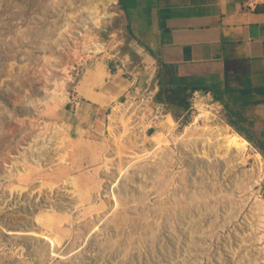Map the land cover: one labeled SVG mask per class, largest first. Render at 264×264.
<instances>
[{
  "label": "rangeland",
  "instance_id": "1",
  "mask_svg": "<svg viewBox=\"0 0 264 264\" xmlns=\"http://www.w3.org/2000/svg\"><path fill=\"white\" fill-rule=\"evenodd\" d=\"M116 1L106 7V0H0V198L17 185L29 195L67 202L45 206L53 210L49 219L25 230L59 241L56 256L34 236H9L0 256L18 254L23 264H264V244L255 247L257 262H251L249 246L257 236L246 205L264 200V156L258 158L251 144L245 163L233 151L226 170L216 160L211 166L207 158L184 154L187 132L226 153L204 123L191 125L196 101L207 99L216 124L234 133L226 106L201 93L187 109L159 101L158 71L144 60L147 52ZM123 3L127 7L129 0ZM96 63L120 71L133 86L93 123H83L76 87ZM229 187L238 191L228 194ZM228 195L230 203L217 199Z\"/></svg>",
  "mask_w": 264,
  "mask_h": 264
},
{
  "label": "crops",
  "instance_id": "2",
  "mask_svg": "<svg viewBox=\"0 0 264 264\" xmlns=\"http://www.w3.org/2000/svg\"><path fill=\"white\" fill-rule=\"evenodd\" d=\"M246 1L129 0L126 7L119 0L153 72L162 69L167 71V79L174 74L213 90L219 102L227 106V115L234 114L232 120L244 128L249 138L263 144L264 3L249 8ZM89 71L76 87L83 102L78 108L82 112L77 114H81L83 123H93L133 86L120 71L108 66L107 76L98 83L100 75ZM258 150L264 156V151Z\"/></svg>",
  "mask_w": 264,
  "mask_h": 264
},
{
  "label": "bare ground",
  "instance_id": "3",
  "mask_svg": "<svg viewBox=\"0 0 264 264\" xmlns=\"http://www.w3.org/2000/svg\"><path fill=\"white\" fill-rule=\"evenodd\" d=\"M107 2H105L106 3V7H111V6H113V5H116L117 4V1L116 0H106ZM110 16H111V14H110ZM94 23V22H93ZM94 25H95V23H94ZM87 27V26H86ZM66 30V29H65ZM64 30V31H65ZM88 30V29H87ZM86 30V31H87ZM84 32V31H83ZM65 33V32H64ZM78 33H80V32H78ZM81 34V33H80ZM62 37V36H61ZM100 52H102V51H99V53ZM97 64V65H96ZM94 66H95V68H94V70L92 69V71H94L95 72V74L96 75H100L99 76V79L97 80V83L98 82H100V81H102L103 80V78L104 77H106L107 76V72L105 71V66H103L102 64H100V63H96ZM93 66V67H94ZM96 66H97V68H96ZM195 107H196V109H197V115H196V117L194 118V121H193V123L191 124L192 126H195L196 125V123H198V122H202V123H204V125H205V130L207 131V134H209V132L212 130V132H210V134H216L217 136L215 137V139H213L214 141H216L217 139H222L223 140V142H224V144H225V147L227 148V150H226V153L225 154H223V155H219V153L217 152V150H216V147H215V145L214 144H206V142L205 141H203V140H205V138L204 137H202V138H199V140H196V138H197V136L196 135H192L191 136V134H188V132L186 133V136H188V137H190V138H188V137H186L188 140H187V143H186V145H188V147H187V150H185L184 152V154L185 155H188V156H190V155H195L196 157H198V158H203V159H208V163H212V165L211 166H214L213 165V162H212V160H216L217 161V163H223L224 165H225V167H226V170H228V169H230V168H232V165H231V163H230V157H232L233 156V154H232V152L234 151L235 152V159L236 158H238V159H240V161H239V163L240 164H243V163H245V161H246V159H247V157H248V152H249V150H250V144H249V142L244 138V137H242V136H240L239 134H236V133H232V132H230L229 131V127H226L225 128V130H223L222 128H221V126H219V125H217L216 124V122H215V117L212 115V113H211V110H213L212 108H211V106H208L207 105V99H203V100H197L196 101V105H195ZM116 109V108H115ZM77 123V122H76ZM74 124V123H73ZM81 125V124H80ZM80 128V127H79ZM220 128V129H219ZM81 129V128H80ZM188 131V130H187ZM83 133V132H82ZM82 133H81V131H79V133H78V131H77V134H80L79 136H82ZM217 137H219V138H217ZM217 138V139H216ZM52 138H48V139H46V140H51ZM189 139H194L195 141H196V143L195 144H193L194 142H191ZM191 142V143H190ZM45 147V146H44ZM44 147H42V148H44ZM206 147H208V148H206ZM58 148H60V146L58 147L57 146V149ZM23 149V148H22ZM38 149H39V147H36V148H33L32 149V151H34V152H38ZM213 156V157H212ZM257 157L258 158H261L260 157V155L258 154L257 155ZM186 158V157H185ZM30 160V162L31 163H34V164H36L37 162H36V160L33 158V157H31V158H29ZM23 161H24V159H22ZM202 161H204V160H202ZM61 162L62 163H66L67 164V161L65 160V157H62L61 158ZM15 165V164H14ZM4 166H7V164H4ZM21 166V165H20ZM16 167H17V165H16ZM218 170V169H217ZM223 170V169H222ZM18 171V174H19V176L20 177H24L25 176V174H23L22 172H27V171H25L23 168H22V166H21V168L19 169V170H17ZM124 171V170H123ZM229 172V171H228ZM205 173H206V171H205ZM223 173H225V171L223 172ZM224 177V176H223ZM187 178V177H186ZM214 178V177H213ZM12 180V179H11ZM68 181H69V186L71 187V188H77V186H76V182H75V178H73V177H69L68 179H67ZM193 180V179H192ZM70 182H71V184L72 185H70ZM117 182V181H116ZM199 183H201V182H199ZM186 184V183H185ZM194 185H196V184H194ZM194 185H193V187H194ZM214 185V184H213ZM234 185V184H233ZM114 187H115V185H113ZM112 186V187H113ZM187 186V185H186ZM228 186V185H227ZM48 189H49V191L50 192H54V185H52V184H49V185H47L46 186ZM237 187V186H236ZM236 187H234L235 189H232L231 187H229V193L228 194H230V193H236L238 190H236ZM251 187H253V186H251V185H248L247 187H246V189L249 191V189L251 188ZM70 188V189H71ZM111 188V187H110ZM200 188V187H199ZM198 188V189H199ZM204 188V187H203ZM214 188V187H213ZM239 187H237V189H238ZM113 189V188H112ZM111 189V190H112ZM42 189H39V190H37L36 192H39V191H41ZM200 190V189H199ZM204 190H205V188H204ZM246 190V191H247ZM192 191V190H191ZM243 191H244V189H243ZM13 198H15V196H25V194L26 193H29L28 192V190L25 188V187H23V186H17V185H10L9 187H8V191H7ZM195 192L196 191H192V195L190 196L191 198H196V196L194 195L195 194ZM199 192V191H198ZM212 192V191H211ZM186 193H187V191H186ZM189 193V192H188ZM201 193H202V191H201ZM5 194V193H4ZM33 194V193H32ZM112 194H113V196L112 197H114L115 198V193H113L112 192ZM200 194V193H199ZM205 194V193H204ZM187 195V194H186ZM142 197V196H141ZM144 197V196H143ZM153 197V196H152ZM208 197H210V196H208ZM8 198V197H7ZM187 198H188V196H187ZM206 198V197H205ZM230 198H232V197H230V195H228V196H224V197H217V199L219 200V202H221V203H225V202H229V200H227V199H230ZM124 199V198H123ZM135 199V198H134ZM197 199V198H196ZM209 199H213V197H210ZM235 199V198H234ZM256 199V201L254 200V199H252L251 200V202L250 203H247L246 205H248V207H247V210L249 209L250 210V212L249 213H253L252 215L254 216V221H253V224H254V229H255V235L254 236H257L256 237V239L254 240V241H252V244L249 246V248H250V254H252V255H254V256H252V257H254V259H251V262H253V263H256L257 262V250L259 249H255V247H258V245L259 244H264V200H262L261 201V199H259V198H255ZM65 200V199H64ZM67 200H69V199H67ZM198 200H199V198H198ZM15 201V200H14ZM134 201V200H133ZM196 201V200H195ZM260 201V202H259ZM113 202H114V200H113ZM135 202V201H134ZM184 202H185V200H184ZM136 203V202H135ZM189 203V202H188ZM192 203V202H191ZM230 203V202H229ZM37 204V203H36ZM116 204V203H115ZM129 204V203H128ZM131 204V203H130ZM129 204V205H130ZM207 204V203H206ZM2 205V204H1ZM132 205V204H131ZM130 205V206H131ZM134 205V204H133ZM250 205V206H249ZM115 206H117V205H115ZM253 206H255V207H253ZM258 206V207H257ZM36 207H38V205L36 206ZM35 207V208H36ZM43 207V206H42ZM128 207V206H127ZM192 207V206H191ZM252 207H253V209H252ZM16 208V207H15ZM39 208V207H38ZM45 208V207H44ZM44 208H42L39 212H35L32 216H30L31 218L29 219L30 220V222L34 225V226H37V228H40V223H39V218H47V219H49L47 216V214L49 213V212H52L53 210H47V209H44ZM51 208H53V206L51 207ZM56 208H58V207H56ZM1 209V208H0ZM114 209H115V207H114ZM126 209V208H125ZM36 210V209H35ZM37 210H39V209H37ZM254 210V212H252ZM60 211V210H59ZM127 211V210H126ZM167 211V210H166ZM206 211V210H205ZM196 212V211H195ZM166 213H168V212H166ZM201 213V212H200ZM231 213V212H230ZM21 214V213H20ZM19 214V215H20ZM120 216V215H119ZM248 216V215H247ZM25 218V217H24ZM120 218V217H119ZM235 218V217H234ZM246 219V218H245ZM28 219H27V221H29ZM52 220L53 219H50V222H52ZM193 220V219H192ZM196 220V219H195ZM198 220V219H197ZM126 221V220H125ZM120 222H121V220H120ZM27 223V222H26ZM124 223V222H123ZM225 223V222H224ZM31 224V225H32ZM117 224V223H116ZM126 224V223H125ZM124 224V225H125ZM123 225V224H122ZM123 225V226H124ZM119 226V225H118ZM188 226V225H187ZM199 227H200V225H199ZM124 228V227H123ZM0 229H1V231L2 232H5V233H8V230L4 227V226H2V224H0ZM35 230V229H34ZM121 231V230H120ZM129 231V230H128ZM196 231V230H195ZM89 232V231H88ZM199 232V231H198ZM10 233H13V232H10ZM9 233V234H10ZM21 233V232H20ZM19 233V234H20ZM204 233V232H203ZM4 234V233H3ZM15 233H13V235H14ZM18 234V233H17ZM25 234V233H24ZM45 233H37V232H31V234H30V232L28 233V235H32V236H34V237H40V238H43V239H45V241L48 243V246H49V250H50V252H49V254L51 255V256H56L55 255V249H56V246H59V241H57V240H55L54 238H50V237H47L46 235H44ZM7 235V234H6ZM21 235V234H20ZM90 235H92V234H90ZM119 235V234H118ZM2 236V235H1ZM117 236V235H116ZM123 236V235H122ZM202 236V235H201ZM200 236V237H201ZM150 237H151V235H150ZM16 238V237H15ZM18 238V237H17ZM116 238H121V236L120 237H116ZM126 238V237H125ZM134 238L136 239V236H134ZM149 239V238H148ZM234 239V238H233ZM171 240V239H170ZM87 241V240H86ZM128 241V240H127ZM129 241H131V240H129ZM173 241V240H172ZM115 242V241H114ZM196 242V241H195ZM116 243V242H115ZM128 243V242H127ZM135 243V242H134ZM138 243H139V241H138ZM128 244H130V242L128 243ZM140 244V243H139ZM6 245V244H5ZM4 245V246H5ZM85 245V244H84ZM126 244H124V246H125ZM151 245V244H150ZM149 245V246H150ZM16 246V245H15ZM101 246H103V245H101ZM130 246H131V244H130ZM0 247H3V246H1L0 245ZM98 247V246H97ZM108 247V246H107ZM127 247V246H126ZM132 247V246H131ZM264 247V246H263ZM11 248V247H10ZM110 248H113V247H111L110 246ZM118 248H120V247H118ZM134 248V247H133ZM141 248V247H140ZM81 249V248H80ZM103 249V248H102ZM107 249V248H106ZM127 249V248H126ZM131 249V248H130ZM235 249V248H234ZM2 250V249H1ZM4 250V249H3ZM11 250V249H10ZM155 250V249H154ZM186 250V249H185ZM245 250H248V249H245ZM179 251V250H178ZM188 251V250H187ZM8 252V251H7ZM16 252H17V250H16ZM15 252V253H16ZM23 252V251H22ZM111 252V251H110ZM117 252H119V251H117ZM138 252V251H137ZM1 254V253H0ZM118 254V253H117ZM155 254V253H154ZM187 254V253H186ZM29 255V254H28ZM72 255V254H71ZM105 255V254H104ZM36 256H37V254H36ZM70 256V255H69ZM94 256V255H93ZM109 256H111V253H110V255ZM119 256V255H118ZM117 256V257H118ZM263 256V258H261V260H259V261H264V255H262ZM34 257V256H33ZM60 257V256H59ZM104 257V256H103ZM108 257V256H107ZM36 258V257H35ZM66 258H67V256H66ZM109 258V257H108ZM120 258V257H119ZM184 258H185V256H184ZM103 259V258H102ZM113 259H114V256H113ZM116 259V258H115ZM122 259V258H121ZM120 259V260H121ZM186 259V258H185ZM221 259V258H220ZM18 260V261H17ZM22 259L19 257V255L17 254V255H13V254H10V253H6V254H3L2 256H0V264H23V262L21 261ZM37 260V259H36ZM15 261V262H14ZM38 261H41V259L40 260H38ZM100 261V260H99ZM102 261V260H101ZM108 261V260H107ZM116 261V260H115ZM122 261V260H121ZM68 262V261H67ZM75 262V261H74ZM109 262H110V260H109ZM112 262H113V260H112ZM118 262V261H117ZM120 262V261H119ZM37 263V262H36ZM42 263V262H41ZM69 263V262H68ZM157 263V262H156ZM40 264V263H39ZM101 264V263H100ZM113 264V263H112ZM117 264V263H116ZM184 264V263H183Z\"/></svg>",
  "mask_w": 264,
  "mask_h": 264
},
{
  "label": "flooded vegetation",
  "instance_id": "4",
  "mask_svg": "<svg viewBox=\"0 0 264 264\" xmlns=\"http://www.w3.org/2000/svg\"><path fill=\"white\" fill-rule=\"evenodd\" d=\"M36 191L34 193H38ZM7 196H8V198H5L3 200L0 198V201L2 200V202H3V205L0 206V208H1L0 209V224H2V226H4L8 230V233H5V232H2L0 229V245L3 242H5V240H7L9 236H32V235H28V233L30 232V234H31L32 231H25L28 228V225L32 224L29 220L31 218L30 216H32L35 212L36 213L39 212L45 206L48 207L51 203H56V202H58V204L59 203L60 204L61 203L62 204L67 203L61 199H57V200L56 199H50L49 196L46 194L37 195L35 197L32 194L29 195V193H26L25 196H23V197L17 195V196H15V198H13L8 193ZM68 198H69V200L72 201V202L71 201L68 202V204L72 206L73 202H74L73 198L72 197H68ZM32 200H33V202H32ZM37 205L39 208L36 207ZM37 209H39V210H37ZM27 219L29 221H27ZM31 226H33V228H35V229H38L37 226H34L33 224ZM10 232H13L15 234L13 235V233H10ZM0 251H1V249H0Z\"/></svg>",
  "mask_w": 264,
  "mask_h": 264
},
{
  "label": "trees",
  "instance_id": "5",
  "mask_svg": "<svg viewBox=\"0 0 264 264\" xmlns=\"http://www.w3.org/2000/svg\"><path fill=\"white\" fill-rule=\"evenodd\" d=\"M120 2H123V0H120ZM166 72L167 71H163L162 69H160L158 73L159 93H158L157 99L159 101H163L164 99L163 103H170L177 109L179 108L187 109L189 107L190 98L196 92H201L203 94H206L209 92L214 93L213 95L214 98L218 101H221L219 96L213 90L209 89L208 87L196 85L194 83H191L188 80L178 79L175 77L176 75L174 74L173 76L170 75V78L167 79ZM226 109H228L227 106H226ZM232 116L231 114H228V118H230L229 125L233 127L237 131L238 134L246 138L248 142L253 143L257 148L264 151V143L261 144L257 141L251 140L249 136L246 134L244 128H242L236 122H234V120H232L233 118Z\"/></svg>",
  "mask_w": 264,
  "mask_h": 264
},
{
  "label": "built area",
  "instance_id": "6",
  "mask_svg": "<svg viewBox=\"0 0 264 264\" xmlns=\"http://www.w3.org/2000/svg\"><path fill=\"white\" fill-rule=\"evenodd\" d=\"M260 1L264 3V0H247L245 5L249 8H255Z\"/></svg>",
  "mask_w": 264,
  "mask_h": 264
}]
</instances>
